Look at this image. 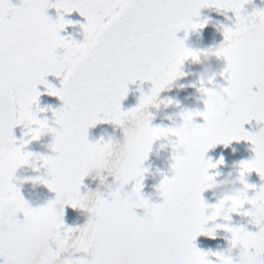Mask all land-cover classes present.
Segmentation results:
<instances>
[{"label":"snow or ice","instance_id":"snow-or-ice-1","mask_svg":"<svg viewBox=\"0 0 264 264\" xmlns=\"http://www.w3.org/2000/svg\"><path fill=\"white\" fill-rule=\"evenodd\" d=\"M251 0H21L15 7L9 0H0V260L3 264H62L59 248L68 239L79 242L87 255L80 264H212V253L198 251L194 241L203 225L214 216L206 215L208 205L202 199L206 184L214 179L207 175L215 168L206 153L219 144L227 147L241 140L253 145L254 158L241 163V175L256 172L264 180V128L256 134L244 131L252 120L264 124V40L252 42L248 36L249 21L264 18V10L244 11ZM54 7L59 14L78 12L85 18L81 25L84 42L65 40L60 33L71 22L58 15L56 21L47 16ZM203 8L234 13L233 28L224 29V42L217 55L226 63L220 74L227 87L219 91L223 103L217 112H200L203 143L174 155L172 176L166 204L154 222L153 230L145 232L135 209L146 207L142 181L147 169L144 161L150 144L160 134L151 126V115L141 125L135 139L122 146L103 140L90 143L88 130L99 123L124 127L137 113L152 105L157 95L182 75V64L198 53L185 47L177 33L202 29L199 22ZM74 26V25H71ZM77 46L82 50L78 71L71 77L60 73L67 57L58 49ZM48 76L61 79L59 89L47 83ZM137 80L150 81L152 88L141 94L136 108L124 112L121 102L128 85ZM43 85L46 93L58 97L63 107L53 112L58 129L53 131L59 143L50 162L52 181L49 189L55 199L34 210V217L48 223L52 234L43 240H31L20 230L23 221L13 215L12 204L27 203L14 184L13 169L22 165L31 153L23 148L31 141H17L13 129L27 128L36 122ZM253 88L258 91L253 92ZM36 105V111H33ZM46 125L48 122H41ZM27 136V133H25ZM35 138V137H33ZM198 151L200 157L192 155ZM107 156L115 158L118 173L116 190L105 199L93 198L94 207H84L80 188L87 166ZM219 161L218 163H222ZM134 182L131 192H124ZM255 191L254 186L246 185ZM245 205L255 211L241 212ZM66 206L90 213L82 228H66ZM217 206H211V211ZM237 214L250 217L259 229L255 234L243 228H226L231 233V246L240 247V258L214 254L216 264H264V187L252 198L241 197ZM24 219V217H23ZM214 238V237H213ZM54 246V247H53Z\"/></svg>","mask_w":264,"mask_h":264},{"label":"water","instance_id":"water-1","mask_svg":"<svg viewBox=\"0 0 264 264\" xmlns=\"http://www.w3.org/2000/svg\"><path fill=\"white\" fill-rule=\"evenodd\" d=\"M264 10V0H251L250 3L245 5L244 11L247 14H251L254 10ZM199 22L204 23L205 26L202 29L190 31L187 33L185 39V32L181 30L177 33V39L183 40L185 47L192 51L203 52L208 49L218 48L224 42V29L233 28L236 23V18L231 11H218L215 8H203L199 14ZM210 66L214 71L222 73L226 67L225 61L221 58L217 60L215 57L210 58L205 62L204 57L201 56L200 63H194L191 58L186 60L180 71L184 73L183 76L178 78L163 89L158 96V102L164 101L168 104L167 107L161 104L159 108L150 107L148 114L151 115L152 127H170L173 120L179 124L180 121L177 118L179 113L185 109H190L196 106L199 99V85L196 81L195 75H189V73H199L203 67ZM184 85L183 89L180 88ZM61 87V81L55 86L59 89ZM212 89L219 91L220 88L227 87V81L225 78L218 75ZM152 88L150 81L137 80L133 84L128 85V92L126 98L121 102V110L128 112L136 108L139 104L141 94L147 95ZM258 91L253 88V92ZM63 107L61 100L58 97H53L47 112L43 119H47L49 127L57 128L53 119V112ZM199 110L203 111V105L200 104ZM197 125H203L204 121L202 117H197L194 120ZM125 123L124 127L114 125L111 123H99L88 130V140L90 143H96L103 140L104 142L111 141L115 145H123V136L125 128L129 127ZM262 128L264 124H258L255 120L250 121L244 125V131L250 134H256ZM14 134V129H13ZM49 137H45L39 141H32L25 149L26 153H31L34 156L54 157L56 153L52 152L49 147ZM157 142L153 145L152 151L149 153L148 159L144 162L143 167L148 171L144 174L142 181V196L148 198L154 196L155 188L158 186L165 176L171 179V150H165L159 156L156 155V149L159 147ZM253 145L247 141H233L227 147L223 144H219L210 149L206 155L205 160H210L213 164H218L217 167L209 169V175L215 177L217 183L225 182L228 180L236 179L239 176L240 165L243 162L249 161L254 158V152L252 151ZM115 158L113 157V160ZM222 163H218L219 161ZM43 171V170H41ZM37 175L30 166H24L20 168V171L14 179L15 186L20 190L21 196L26 203L32 208H38L45 206L48 202L55 199V193L50 192L45 186H36L29 182ZM246 183L250 186H254L255 191L251 190L247 193L249 198H252L256 191L264 187V180L256 172L249 173L245 176ZM118 184L115 177L107 176L103 174L99 177L95 173L86 176L82 182L80 193L82 196L92 194V198H95L96 194H100L105 199L110 198V193L114 192ZM134 187V182L129 183L124 188V192H131ZM202 199L205 204L210 206L206 215L211 212V206H214L221 198L219 191L213 195L210 190H205L202 194ZM153 202H158L153 200ZM250 205H245L241 212L250 210ZM136 215L142 217L144 209L138 208L134 210ZM19 220H23V216H18ZM89 220V213L86 210L80 208L73 209L71 206H66L64 210V224L66 228H82ZM221 221H217L220 223ZM230 227L243 228L246 231L255 234L259 229L251 222V218L242 214H233L231 217ZM231 233L224 230H218L214 234V238H209L205 235H200L194 241V244L198 251L204 253H212L209 256L212 260V264H216L215 255L222 253L228 255L230 252L233 257L237 256L239 248L233 250L231 243ZM54 247V246H53ZM0 264L3 261L0 260Z\"/></svg>","mask_w":264,"mask_h":264},{"label":"clouds","instance_id":"clouds-1","mask_svg":"<svg viewBox=\"0 0 264 264\" xmlns=\"http://www.w3.org/2000/svg\"><path fill=\"white\" fill-rule=\"evenodd\" d=\"M248 36L251 41L255 43H259L264 40V18H256L249 21ZM197 53L199 54L198 58L196 60L191 59L194 63H200L201 56L204 57L205 62L212 57H215L217 60L222 58L221 56L217 55L216 48H210L206 51ZM63 54L65 57H67V59L61 65L60 73L64 77H71L78 71L79 63L82 59V50L77 46H70L63 49ZM220 74L221 73L214 71L210 66L203 67L199 73H189V75L196 76V81L199 85V99L197 101V104L196 106H193L190 109H185L179 113L177 117L180 121L179 124L175 123V120H173L170 127H159L160 134L151 142L149 153L152 151L153 145L157 142H160L159 147L156 149V155L159 156L165 150L170 149L172 160L174 155H179L183 150L198 148V146L203 143L201 128L198 127L196 123H194V120L198 117L197 113L200 112L218 113L219 107L223 103V96L214 91L210 86L213 85L217 76ZM183 75L184 73H182L181 76ZM177 79L178 78H176L175 80ZM183 87L184 85L180 86L181 89H183ZM158 96L159 94L153 100L151 106L137 113L134 117L130 118L126 122L130 126L125 128L124 130L123 144L130 143L135 139L139 127L146 122L147 116L149 115L148 109L150 107L159 108L161 104H164L165 107L168 106V104L164 101L158 102ZM200 104L203 105V111L199 110L198 106ZM53 119L55 122L56 118L54 116ZM35 120L36 122L30 124L26 128V133L29 137L28 140L32 142L39 141L45 137H49V147L51 151L54 152L53 149L59 143V138L53 131V129L55 128L49 127V123H47L46 125H42L41 122L47 121V119H38L36 116ZM149 153L147 155V159ZM192 155L196 158L200 157V153L198 151H193ZM44 158H51V156H30L22 165L17 166L13 169L14 179L16 177L18 169L24 166H30L31 169L37 173V175L29 181L33 185V187L45 186L50 192H52L48 187V185L52 181L50 162H46ZM93 173H95L97 177L103 174L115 177L118 173L116 162L111 158V156L97 159L90 163L86 168V176H89ZM240 173L241 169L238 178L217 183L215 177L209 175L208 171L207 175L210 177H214V179H211L207 182L206 190L212 191L213 195H215L216 192L219 191L221 198L215 204L217 207L209 214V216H214V219H209L202 227V232L205 233V236L213 238L214 234L218 230L225 231L226 228L230 227L231 217L233 216V214H237V205L241 197L246 195L250 191V189L246 187V175L242 176ZM169 187L170 182L163 179L155 188L154 196L145 198L147 204L146 207L143 208L144 214L141 217V227L145 232H151L153 230L154 222L156 221L161 208L167 202ZM153 200H156L158 202H153ZM83 204L86 208H93V198L88 197L83 201ZM35 209L36 208L30 207L28 203L27 206L25 204H18L15 202H13L12 204L13 215H22L24 217L23 221L19 224V230L29 239L39 241L43 240L45 237L50 236L52 234V229L50 225L43 220L33 218ZM248 211H250L253 216L255 215L254 210L250 209ZM217 221L221 222L217 223ZM237 248H239L237 256L233 257L231 252L229 253L230 257L233 260H236L241 256L240 247H232L233 250ZM86 255L87 249H85L79 242H69L68 239H65V241L59 248V256L62 259V264H80V261Z\"/></svg>","mask_w":264,"mask_h":264},{"label":"rangeland","instance_id":"rangeland-1","mask_svg":"<svg viewBox=\"0 0 264 264\" xmlns=\"http://www.w3.org/2000/svg\"><path fill=\"white\" fill-rule=\"evenodd\" d=\"M52 3H55V0H51ZM47 16L49 18H51V20L56 21L58 19V15L63 16V19L65 22H71V25L74 26H68L66 27L61 33L60 36L62 38H64L65 40H69V38H71L72 36H74L76 33H80V35H78V38L75 39L77 44L83 43L84 42V32L83 29L81 27V25L86 24V20L84 17H82L78 12H72L71 14H64L62 11L58 14L57 10L54 7H50L47 10ZM74 41V42H75ZM57 53L59 55H63V49L61 51H57ZM47 83L54 86L55 84H57L60 79L55 77V76H48L46 78ZM37 90L42 94L44 93V91H46L45 87L43 85L38 86ZM46 94V95H45ZM44 94V100L41 104L42 109H47V105L50 102V99L52 96L48 95L47 93ZM40 101V100H39ZM39 105V103H38ZM35 107H37L36 105H34ZM40 107V106H39ZM41 112L38 113L37 118L38 119H42L43 115L40 117ZM27 132V129L23 126H17L14 130V138L17 141V147L20 146L19 142L23 139V140H28L29 137L25 135V133ZM28 145V144H27ZM26 148V147H24ZM23 148V151H24Z\"/></svg>","mask_w":264,"mask_h":264},{"label":"flooded vegetation","instance_id":"flooded-vegetation-1","mask_svg":"<svg viewBox=\"0 0 264 264\" xmlns=\"http://www.w3.org/2000/svg\"><path fill=\"white\" fill-rule=\"evenodd\" d=\"M9 3L10 4H12L13 6H15V7H19V6H21V0H9ZM78 35H80V33H76L74 36H72L71 38H69V40H71V41H75V39L76 38H78ZM76 37V38H75ZM76 42V41H75ZM62 49H58L57 51H61ZM46 93V91H44V93H42L41 95H40V97H39V100L40 101H38V103H39V105H38V107L40 108V109H42V106H41V104H42V102H43V100H44V94ZM46 95V94H45ZM51 100V99H50ZM48 106V105H47ZM33 111H36V107L33 105V109H32ZM39 113V112H38ZM38 113H37V116H38ZM44 113H45V111H41V114H40V117L42 116V115H44ZM43 118V117H42ZM15 130V129H14ZM14 136V135H13ZM24 151H25V148H24ZM19 170L20 169H18L17 170V173H16V175L18 174V172H19Z\"/></svg>","mask_w":264,"mask_h":264}]
</instances>
